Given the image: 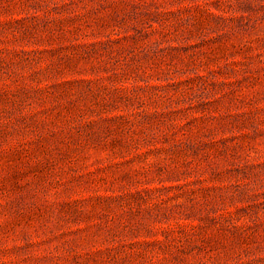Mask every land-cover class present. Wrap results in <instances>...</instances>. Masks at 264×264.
I'll list each match as a JSON object with an SVG mask.
<instances>
[{"label": "rangeland", "instance_id": "374dc122", "mask_svg": "<svg viewBox=\"0 0 264 264\" xmlns=\"http://www.w3.org/2000/svg\"><path fill=\"white\" fill-rule=\"evenodd\" d=\"M0 264H264V0H0Z\"/></svg>", "mask_w": 264, "mask_h": 264}]
</instances>
